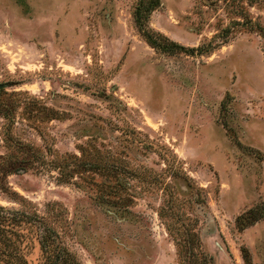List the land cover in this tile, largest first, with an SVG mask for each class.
<instances>
[{
	"label": "rangeland",
	"instance_id": "374dc122",
	"mask_svg": "<svg viewBox=\"0 0 264 264\" xmlns=\"http://www.w3.org/2000/svg\"><path fill=\"white\" fill-rule=\"evenodd\" d=\"M137 2L0 0V205L31 217L23 264H51L50 234L78 264H264V218L236 224L264 202V0H162L151 26L209 53L149 45Z\"/></svg>",
	"mask_w": 264,
	"mask_h": 264
},
{
	"label": "trees",
	"instance_id": "16d2710c",
	"mask_svg": "<svg viewBox=\"0 0 264 264\" xmlns=\"http://www.w3.org/2000/svg\"><path fill=\"white\" fill-rule=\"evenodd\" d=\"M161 4L162 0H138L133 12L135 26L149 45L162 51L175 52L179 50H190L198 51L200 53H209L221 44L220 42L214 43L213 41H210L207 44L198 47H186L182 43L171 39L165 33L154 29L150 23L151 15L161 6ZM248 26L252 30L255 28V24H253L252 21H249ZM258 31L264 34V27H261ZM225 126L228 127L229 130H233L227 123H225ZM233 140L244 150H254L252 147H246L243 145L235 135L233 136ZM26 218L29 221L31 220V217H26L19 211L0 205V264L24 263L20 248L14 236L17 235L15 230L16 227L21 225ZM263 218L264 202L251 207L244 213L240 214L236 219V224L239 230H244ZM55 241V237H51V234L49 236H42L40 240L43 250L48 253L49 261H51L50 263L78 264L68 251L61 248L57 249Z\"/></svg>",
	"mask_w": 264,
	"mask_h": 264
}]
</instances>
